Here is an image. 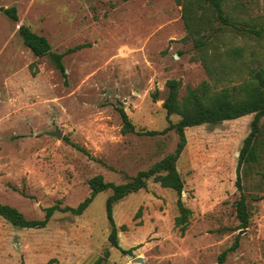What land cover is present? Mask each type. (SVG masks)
<instances>
[{
    "label": "rangeland",
    "instance_id": "374dc122",
    "mask_svg": "<svg viewBox=\"0 0 264 264\" xmlns=\"http://www.w3.org/2000/svg\"><path fill=\"white\" fill-rule=\"evenodd\" d=\"M227 4L241 23L264 26V0ZM11 5L19 22L46 36L52 50L86 45L64 54V80L49 56L37 57L25 46L16 22L0 11V203L40 219L45 207L81 202L90 177L122 183L173 152V129L145 133L168 125L165 82L178 79L182 96L187 86L210 79L175 0H0V6ZM218 32L221 50L242 46L241 60L264 67V36ZM247 73L242 67L228 82ZM120 108L134 131L122 132ZM252 117L185 128L176 168L192 213L183 234L174 223L176 193L149 179L146 188L113 205L120 248L108 240V189L79 215L55 211L44 227H19L0 216V264H218L235 241L224 264H264V116L259 158L241 170L247 227L239 226L235 210L237 156Z\"/></svg>",
    "mask_w": 264,
    "mask_h": 264
},
{
    "label": "trees",
    "instance_id": "16d2710c",
    "mask_svg": "<svg viewBox=\"0 0 264 264\" xmlns=\"http://www.w3.org/2000/svg\"><path fill=\"white\" fill-rule=\"evenodd\" d=\"M181 6V16L188 38L192 41L198 52L207 75L210 79L203 80L196 86H187L181 96L179 90L181 83L178 79H168L165 82V96L162 106L166 112L168 125L162 130L145 131L148 135L162 134L173 129L178 135V141L173 152L166 154L160 160L154 162L148 169L140 170L128 181L114 183L104 180L101 174L88 179L90 188L86 196L76 206H59L53 204L44 208V215L40 219H27L15 207L0 203V216L13 225L19 227H44L55 211H69L73 214H81L93 198L101 191L110 189L111 193L105 201V216L110 226L108 240L112 246L118 245V227L113 217V205L127 194L146 188L147 181L159 183L164 188H169L176 193L177 215L174 218L175 226L180 233H184L189 224L191 209L182 200L181 193L184 190V181L180 176L176 161L186 144L185 128L203 123L218 124L224 120L239 118L252 114L250 131L245 136L241 149L237 156L235 185L240 191L235 201L236 217L239 226L245 228L249 224L250 213L246 201V195L242 189L241 170L256 163L259 158L261 119L264 116V67L250 66L241 60L244 49L242 46L232 45L221 50L218 30L227 28L243 35H252L257 38L264 36V26L258 28L241 23L232 15L228 8V0H175ZM227 6V9H226ZM0 11L17 24V32L23 43L37 57L49 56L50 61L64 80L67 72L63 62V56L67 52H73L84 47L86 44H77L67 48L64 52L54 51L47 37L36 33L29 26L18 20L17 8L14 5L0 6ZM217 22V27L213 23ZM248 68L247 76L238 83H230L229 75L239 73L242 67ZM226 80V83H219ZM156 92L153 97L156 98ZM122 119V132L134 131V125L125 111L119 109ZM172 115L179 118L173 122ZM80 148V147H79ZM82 150V148H80ZM238 245L235 241L231 246L223 250L217 258L218 264H224L226 255ZM122 251L130 252V249ZM99 260L95 264H99ZM50 262L47 261V264Z\"/></svg>",
    "mask_w": 264,
    "mask_h": 264
},
{
    "label": "water",
    "instance_id": "95a60500",
    "mask_svg": "<svg viewBox=\"0 0 264 264\" xmlns=\"http://www.w3.org/2000/svg\"><path fill=\"white\" fill-rule=\"evenodd\" d=\"M51 134L52 135H55L56 137H60V133L59 132H57V131H53V132H51ZM129 255V254H128ZM133 260L134 261H136V262H138V261H140V258L139 257H135V258H133Z\"/></svg>",
    "mask_w": 264,
    "mask_h": 264
}]
</instances>
